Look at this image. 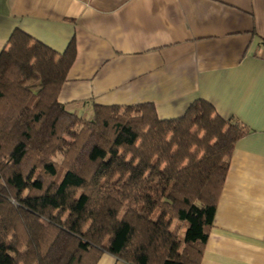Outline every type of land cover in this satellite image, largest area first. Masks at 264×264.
I'll return each mask as SVG.
<instances>
[{"label":"trees","instance_id":"obj_1","mask_svg":"<svg viewBox=\"0 0 264 264\" xmlns=\"http://www.w3.org/2000/svg\"><path fill=\"white\" fill-rule=\"evenodd\" d=\"M76 57L20 31L0 54V264H202L247 130L203 101L83 120L59 102Z\"/></svg>","mask_w":264,"mask_h":264},{"label":"crops","instance_id":"obj_2","mask_svg":"<svg viewBox=\"0 0 264 264\" xmlns=\"http://www.w3.org/2000/svg\"><path fill=\"white\" fill-rule=\"evenodd\" d=\"M16 31L60 55L74 42L59 102L83 120L152 105L175 121L203 101L242 125L202 264H264V0H0V54Z\"/></svg>","mask_w":264,"mask_h":264},{"label":"rangeland","instance_id":"obj_3","mask_svg":"<svg viewBox=\"0 0 264 264\" xmlns=\"http://www.w3.org/2000/svg\"><path fill=\"white\" fill-rule=\"evenodd\" d=\"M57 161L60 163L62 161V159L59 157V158H57Z\"/></svg>","mask_w":264,"mask_h":264}]
</instances>
